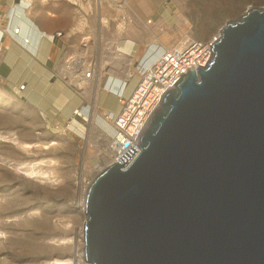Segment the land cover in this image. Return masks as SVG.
Segmentation results:
<instances>
[{
  "label": "water",
  "instance_id": "obj_1",
  "mask_svg": "<svg viewBox=\"0 0 264 264\" xmlns=\"http://www.w3.org/2000/svg\"><path fill=\"white\" fill-rule=\"evenodd\" d=\"M139 146L86 190L87 262L264 264V8L226 23Z\"/></svg>",
  "mask_w": 264,
  "mask_h": 264
},
{
  "label": "rangeland",
  "instance_id": "obj_2",
  "mask_svg": "<svg viewBox=\"0 0 264 264\" xmlns=\"http://www.w3.org/2000/svg\"><path fill=\"white\" fill-rule=\"evenodd\" d=\"M81 2L84 7L66 0H40L46 6L68 5L82 28L94 31L91 39L95 36L97 41L108 42L99 50L103 59L116 56L111 54L110 43L121 39L136 41L139 52L134 60H138L148 43L170 48L186 35L218 38L227 22L240 19L250 8H264L263 0ZM102 71L104 76V66ZM138 80L136 76L130 81L126 95ZM119 106L116 96L102 99L101 108L107 112L114 114ZM102 125L112 137V128ZM103 142L94 129L84 140L49 133L38 113L0 82V264H56L71 259L73 264H83V198L101 168ZM31 167L43 175L30 179L26 172Z\"/></svg>",
  "mask_w": 264,
  "mask_h": 264
},
{
  "label": "crops",
  "instance_id": "obj_3",
  "mask_svg": "<svg viewBox=\"0 0 264 264\" xmlns=\"http://www.w3.org/2000/svg\"><path fill=\"white\" fill-rule=\"evenodd\" d=\"M66 1L84 7L82 0ZM15 12L20 15L19 19L14 17ZM9 19L12 28H20L21 37L30 40L29 51L24 49L21 38L4 33ZM98 20L101 21L99 15ZM36 27L45 36L35 31ZM84 28L68 5L46 6L40 0H0V38L3 37L0 41V82L7 92L23 101L24 98L28 100L24 103L38 113L49 133H64L79 140L87 138L91 129L101 138L106 136L102 124L109 125L104 115L111 112L102 109L101 103L103 98L108 101L115 96L103 87L82 91L64 79L66 63L71 57L80 55L84 48L101 50L108 44L97 41L95 36L91 39L89 36L94 35V31ZM58 33L62 35L57 36ZM110 44L112 53L117 45L130 51L132 57L138 56L139 46L132 38ZM103 77L102 86L108 76L104 74ZM22 85L25 89L20 92L18 88ZM120 109L121 106L114 114ZM80 110L85 115L89 112V117L75 120V112Z\"/></svg>",
  "mask_w": 264,
  "mask_h": 264
},
{
  "label": "built area",
  "instance_id": "obj_4",
  "mask_svg": "<svg viewBox=\"0 0 264 264\" xmlns=\"http://www.w3.org/2000/svg\"><path fill=\"white\" fill-rule=\"evenodd\" d=\"M14 17L19 19L20 15L15 12ZM35 31L45 36V33L40 32L37 27ZM4 33L21 38L27 50L31 45L29 39L21 37L20 28H12L10 19ZM61 35V33L57 34V36ZM214 42L215 40L212 41V39L201 40L186 35L170 48H163L158 43H148L138 60H134L130 51L116 45L111 54L133 60V64L120 65L111 57L103 59L99 48L90 50L84 48L80 55L73 56L67 61L64 79L82 91H86L87 87L96 83L97 77L102 75L104 66L108 77L103 89L115 95L121 106L119 113L104 115V120L109 123L114 134L112 137L107 134L103 137V148L99 155L102 158L101 170L113 164L123 165L120 159L131 148H135L138 152L124 169L136 159L140 153L141 136L151 115L160 106L164 95L174 88L189 70H196L207 64ZM136 76L139 78L138 83L128 96L126 94L130 81ZM103 79L104 77L101 79V84ZM24 89L25 85L18 88L20 92ZM88 117L89 112L85 115L82 110L76 111L74 115L75 120L80 118L85 120ZM126 144L128 146H125Z\"/></svg>",
  "mask_w": 264,
  "mask_h": 264
},
{
  "label": "bare ground",
  "instance_id": "obj_5",
  "mask_svg": "<svg viewBox=\"0 0 264 264\" xmlns=\"http://www.w3.org/2000/svg\"><path fill=\"white\" fill-rule=\"evenodd\" d=\"M259 2L260 1H262V0H258ZM264 1V0H263ZM254 5H257V4H254ZM220 36V35H219ZM217 38H212V41H214V40H216ZM115 49V48H114ZM114 49H113V52H114ZM118 55V54H117ZM112 57V59H115L117 62H118V64H120V62H125V64L127 63V62H129V63H127V64H133V60H130V59H128V58H124V57H120V56H117V57H120V58H122V61H121V59L119 60V59H117V58H115L114 56H111ZM125 64H120V65H125ZM101 79H102V75L101 76H98L97 77V79H96V84H95V87H97V85H98V83H100L101 82ZM98 89H99V87H98ZM29 147H31L32 145H28ZM27 146V147H28ZM101 171V169L99 170V172ZM40 174H42L40 171H38V170H36L34 167L32 168H30L29 170H27V172H26V176L27 177H29L30 179L31 178H35V177H37L38 175H40ZM43 175V174H42ZM88 188V187H87ZM87 188L85 189V193H86V190H87ZM84 197H85V194H84ZM83 203H84V198H83ZM83 208H84V204H83ZM82 212H83V215H84V218H86V216H85V213H84V209H82ZM81 243H82V247H81V253H80V260H81V262L83 263V264H91V263H89V262H87L86 260H85V258H84V253H83V247H84V240H83V226H82V233H81ZM56 264H73V259H71V260H69V261H57L56 262Z\"/></svg>",
  "mask_w": 264,
  "mask_h": 264
}]
</instances>
